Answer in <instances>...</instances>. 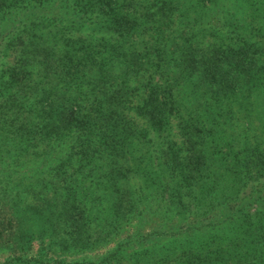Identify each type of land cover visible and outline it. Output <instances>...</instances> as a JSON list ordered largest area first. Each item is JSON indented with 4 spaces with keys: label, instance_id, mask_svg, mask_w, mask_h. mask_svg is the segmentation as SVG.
Returning <instances> with one entry per match:
<instances>
[{
    "label": "trees",
    "instance_id": "1",
    "mask_svg": "<svg viewBox=\"0 0 264 264\" xmlns=\"http://www.w3.org/2000/svg\"><path fill=\"white\" fill-rule=\"evenodd\" d=\"M4 232L28 264H264V0H0Z\"/></svg>",
    "mask_w": 264,
    "mask_h": 264
},
{
    "label": "rangeland",
    "instance_id": "2",
    "mask_svg": "<svg viewBox=\"0 0 264 264\" xmlns=\"http://www.w3.org/2000/svg\"><path fill=\"white\" fill-rule=\"evenodd\" d=\"M135 226H136V224H134V225L128 224L127 227L125 228V230L130 231L129 227H132L130 233L135 232L138 230V228H135ZM4 236L6 239H10L12 237L10 234H7V232H4ZM12 243H13L12 240L11 241L8 240V241L0 244V264H5V262L8 260H10V262H12V264H28V262H26L24 260L26 257L21 258L18 256V255H22L23 253H21V251H15ZM33 243H34V246L31 248V250L34 254H38V253H36V249H37L38 245H35V242H33ZM110 246H113V244H110L109 246L103 247L100 250H96V251H93L90 253H80V254L74 255V257L76 259L82 260V259H85L88 257H93L92 254L100 256L99 254L104 253V250Z\"/></svg>",
    "mask_w": 264,
    "mask_h": 264
}]
</instances>
